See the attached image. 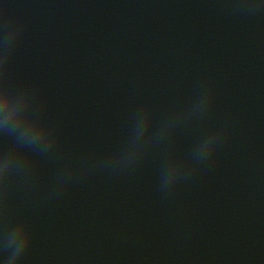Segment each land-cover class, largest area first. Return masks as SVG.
I'll return each instance as SVG.
<instances>
[{
	"label": "water",
	"instance_id": "obj_1",
	"mask_svg": "<svg viewBox=\"0 0 264 264\" xmlns=\"http://www.w3.org/2000/svg\"><path fill=\"white\" fill-rule=\"evenodd\" d=\"M153 264H264V0H214Z\"/></svg>",
	"mask_w": 264,
	"mask_h": 264
}]
</instances>
